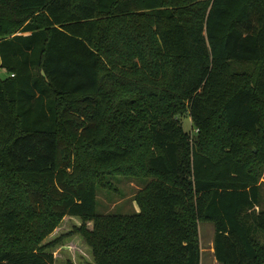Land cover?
Returning a JSON list of instances; mask_svg holds the SVG:
<instances>
[{"label":"trees","instance_id":"16d2710c","mask_svg":"<svg viewBox=\"0 0 264 264\" xmlns=\"http://www.w3.org/2000/svg\"><path fill=\"white\" fill-rule=\"evenodd\" d=\"M0 70V264L64 217L92 264H199L200 222L264 264V0H0ZM112 175L134 214H96Z\"/></svg>","mask_w":264,"mask_h":264},{"label":"rangeland","instance_id":"374dc122","mask_svg":"<svg viewBox=\"0 0 264 264\" xmlns=\"http://www.w3.org/2000/svg\"><path fill=\"white\" fill-rule=\"evenodd\" d=\"M4 75L5 72L0 70V76ZM181 121L184 128H190L189 118L183 117ZM107 180L112 183L114 189L96 188V214L131 215L137 212L138 206L134 202V195L148 179L112 175L108 176ZM260 183L262 202H264V171H262ZM79 224L80 221L76 217H64L59 226L45 239V241L59 239L52 249L54 264H66L67 261H71L73 264H92L90 250L80 236L69 234L72 227H77ZM87 225L91 226L90 223ZM212 237L213 225L210 222L198 223L199 264H219L213 256Z\"/></svg>","mask_w":264,"mask_h":264}]
</instances>
